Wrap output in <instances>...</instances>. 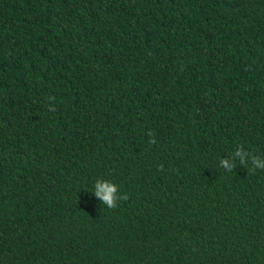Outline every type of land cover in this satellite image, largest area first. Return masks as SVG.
<instances>
[{"label": "trees", "instance_id": "1", "mask_svg": "<svg viewBox=\"0 0 264 264\" xmlns=\"http://www.w3.org/2000/svg\"><path fill=\"white\" fill-rule=\"evenodd\" d=\"M253 156L264 0H0V264H264Z\"/></svg>", "mask_w": 264, "mask_h": 264}, {"label": "clouds", "instance_id": "2", "mask_svg": "<svg viewBox=\"0 0 264 264\" xmlns=\"http://www.w3.org/2000/svg\"><path fill=\"white\" fill-rule=\"evenodd\" d=\"M49 110L55 111V108H50ZM246 155L247 154L241 147H237L235 152L229 155L228 159L221 162V168L225 169L227 173L233 172L236 165L231 161H233L234 158H239L241 165L247 169L248 164L245 159ZM251 163L254 166L251 170H255L257 168L264 170V161L261 159L253 156L251 158ZM92 193H94V196L98 198L101 204L106 206L108 209H116L120 201H126L128 199V196L126 194H122L116 184L104 179H97L95 181Z\"/></svg>", "mask_w": 264, "mask_h": 264}]
</instances>
